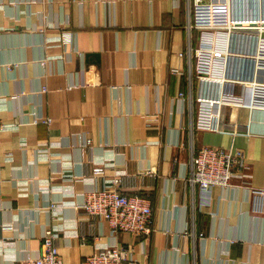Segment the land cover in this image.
<instances>
[{
    "label": "crops",
    "instance_id": "0c3cea01",
    "mask_svg": "<svg viewBox=\"0 0 264 264\" xmlns=\"http://www.w3.org/2000/svg\"><path fill=\"white\" fill-rule=\"evenodd\" d=\"M248 10L264 17V1ZM187 23V0H0V117L12 124L0 136V264L39 255L51 226L65 263L124 244V264H264V108L227 107L226 130L191 129ZM203 145L242 149L249 174L204 196L187 180ZM114 175L151 198L150 233H114L82 209Z\"/></svg>",
    "mask_w": 264,
    "mask_h": 264
},
{
    "label": "built area",
    "instance_id": "2783aa9c",
    "mask_svg": "<svg viewBox=\"0 0 264 264\" xmlns=\"http://www.w3.org/2000/svg\"><path fill=\"white\" fill-rule=\"evenodd\" d=\"M263 1L187 0V29L198 31V42L193 43L189 36L187 48L179 54L189 59L187 98L192 130H226L223 116L227 107L264 108V17H254L248 10ZM70 39L69 31L62 32V41ZM193 84L197 87L195 94ZM43 121L49 123L50 118L45 117ZM11 126L0 117V136ZM107 166L96 164L92 173L96 177L104 176ZM248 171L242 149L203 145L193 154L187 180L192 186L198 185L205 196L214 186L231 185L232 178L247 176ZM105 181L103 186H94L85 192L81 203L85 213L107 220L114 233L128 232L136 236L150 233L154 222L151 198L142 193L124 192L123 178L119 175ZM256 194V208L261 210L264 191L256 190ZM62 205L51 204L55 210L53 215L58 218L62 217L56 209ZM59 232L57 227L47 228L39 255L18 264H124L133 259L129 246L114 244L95 248L78 263H65L56 240Z\"/></svg>",
    "mask_w": 264,
    "mask_h": 264
}]
</instances>
